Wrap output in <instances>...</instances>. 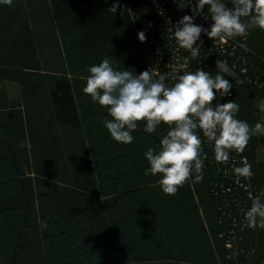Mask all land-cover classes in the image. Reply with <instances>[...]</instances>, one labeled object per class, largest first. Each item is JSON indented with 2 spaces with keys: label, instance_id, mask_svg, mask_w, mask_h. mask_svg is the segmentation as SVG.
<instances>
[{
  "label": "trees",
  "instance_id": "16d2710c",
  "mask_svg": "<svg viewBox=\"0 0 264 264\" xmlns=\"http://www.w3.org/2000/svg\"><path fill=\"white\" fill-rule=\"evenodd\" d=\"M113 2L115 0H50L49 7L55 20L73 21L80 32V40L89 47L90 42L104 43L119 32V21L108 10ZM119 3L121 8L117 12L125 13L124 25L134 32L125 1L119 0ZM207 12L206 6L204 15ZM248 37L249 45L264 55L261 42L252 33H248ZM141 55L144 58L142 51ZM145 67L147 70L146 63ZM6 69L20 85L24 96L35 88L25 80L26 67L17 53H0V71ZM232 86L231 95L221 97L217 93L216 102L240 99L238 119L252 126L264 122V112L256 107L259 100L264 99L263 95L248 85ZM244 95L255 99L249 101ZM49 96L55 120L83 134L98 180V192L67 191L69 200L65 205L63 226L52 215L49 195L39 193V219L47 224V233L43 237L44 264L231 263L219 237L224 226L219 221L212 193V175L204 172V196L198 186L194 189L188 182L175 195H168L164 200L151 199L143 193L144 188L159 179V176L145 175L149 165L144 152L159 145L168 131L167 125L162 124L156 132L147 133L141 123V127L132 132V143H119L111 138L104 126L103 121L111 119L107 110L81 106L69 78L58 77L49 89ZM12 132L11 123L0 124V140L10 139ZM260 144L264 145V137L253 136L244 150L255 171L259 195L263 194L261 181L264 180V159L257 153ZM47 184V179L35 177L36 188ZM26 192L18 159L12 150L0 153V251L13 254L12 264H20L27 242L31 205ZM120 195L128 204V212L113 217L110 201ZM261 200L264 202V195ZM200 206L205 211L204 218ZM246 236L244 246L247 251L256 246L258 253L264 230L257 227L255 231H247ZM243 259H251V254L245 253Z\"/></svg>",
  "mask_w": 264,
  "mask_h": 264
},
{
  "label": "rangeland",
  "instance_id": "374dc122",
  "mask_svg": "<svg viewBox=\"0 0 264 264\" xmlns=\"http://www.w3.org/2000/svg\"><path fill=\"white\" fill-rule=\"evenodd\" d=\"M49 2L50 0H13L10 7L0 4V53H17L19 60L26 67L25 80L28 84L35 85V88L24 96L10 71L8 69L0 71V124L11 123L13 126L12 137L0 140V153H10L12 150L18 159L22 179L27 186L26 196L29 195L31 205L27 242L20 264H44L43 237L47 233V228L42 226L43 223L39 219L37 203L39 193L46 192L49 195L52 215L60 226H63L65 205L69 200L67 191L98 192V180L83 134L75 128L58 123L54 118V106L49 96L53 82L58 77L69 78L81 106L107 110L93 102L90 96L82 91L86 86L90 66L108 58L117 70L130 68L139 73L146 70L145 63L149 69L135 25L133 24L134 32L127 28V24L124 25L126 19L124 12L113 13L121 26H118V33L104 43L90 42L87 47L85 42L80 40V32L73 21H58L52 17ZM222 2L232 7L231 0ZM205 18L210 20L208 12ZM249 33H252L264 47V30L253 28ZM244 97H249V101L255 99L249 95ZM231 100L237 104L240 102L237 98ZM141 123L138 128L141 127ZM161 130L163 131L162 128ZM25 141L28 143L21 147V143ZM257 153L264 159V145H259ZM36 176L47 179L48 184L40 189L36 188ZM194 177L195 173L188 183L194 189L198 186L199 191L204 192L202 193L204 196L205 180L196 183ZM261 186L264 194V180L261 181ZM143 193L151 199L164 200L168 196L162 192L157 182L144 188ZM198 199L201 202L200 195ZM110 202L113 217L128 212V204L122 195L113 197ZM200 212L204 218L205 211L201 206ZM259 246L258 254L256 246L247 251L243 245L244 252L240 254L238 261L243 264H264V239ZM247 252L251 254V259H243ZM13 262V254L0 251V264ZM134 264L185 263L157 261Z\"/></svg>",
  "mask_w": 264,
  "mask_h": 264
},
{
  "label": "clouds",
  "instance_id": "9594fccd",
  "mask_svg": "<svg viewBox=\"0 0 264 264\" xmlns=\"http://www.w3.org/2000/svg\"><path fill=\"white\" fill-rule=\"evenodd\" d=\"M0 4L10 7L13 0H0ZM231 4L232 7H228L222 0H195L190 8L191 15L185 14L173 26L176 43L190 55L178 56L175 65H168L169 72L160 73L153 68L139 73L130 68L117 70L108 58L88 68L89 75L82 91L107 109L111 119L103 123L114 141L132 143V132L141 122L147 133L156 132L162 124L168 126L159 145L144 152L149 165L145 175L159 176L157 183L166 195H175L193 178V173L194 182L203 181L207 155L203 153L205 141L201 133L213 146L218 164L228 163L233 151L243 153L253 136L264 135V122L252 126L237 118L240 106L233 100L213 103L217 93L221 97L231 95L233 86L229 79L219 72L213 77L203 68L188 70L190 60L200 54L202 34L227 43L235 37H246L253 28L264 30V0H231ZM206 6L212 22L210 28L194 22L204 14ZM120 8L119 0H115L108 10L116 13ZM138 39L142 43L146 41L145 31L138 33ZM218 68L225 73L228 71L221 64ZM256 107L264 112V99H260ZM26 143L22 142L21 147ZM239 164L236 166L233 161V173L237 178L250 181L252 165L246 157ZM261 195L248 192L251 206L241 209L245 227L264 228ZM42 226L46 228L47 224Z\"/></svg>",
  "mask_w": 264,
  "mask_h": 264
},
{
  "label": "built area",
  "instance_id": "2783aa9c",
  "mask_svg": "<svg viewBox=\"0 0 264 264\" xmlns=\"http://www.w3.org/2000/svg\"><path fill=\"white\" fill-rule=\"evenodd\" d=\"M137 32L145 31L146 41L142 43L149 68L160 73L169 72L168 65H175L176 58L190 55L180 48L174 38L173 26L185 14L191 15L190 8L195 0H124ZM179 5L184 6L181 8ZM196 24L210 28L212 22L205 15L196 17ZM151 24V27L149 26ZM203 45L197 58L190 60L189 71L203 68L212 74L224 75L233 85H248L259 91L264 98V55L253 49L246 37H235L227 43L211 40L201 35ZM200 42L198 41L197 44ZM246 45V47H244ZM218 64L223 65L227 73L220 71ZM182 74V73H181ZM171 83V81H169ZM213 103H216L214 101ZM203 153L207 155L204 161V172L212 175V193L219 211V221L224 230L219 233L227 251L230 264H243L238 261L246 242L247 231H255L245 227L241 209L251 206L248 192L259 195L256 175L252 167L251 180L237 178L232 171L233 161L240 166L239 161L249 156L245 153H230L231 159L226 164H218L214 158L213 146L207 142L201 133ZM252 165V164H251ZM247 186V190L246 187Z\"/></svg>",
  "mask_w": 264,
  "mask_h": 264
}]
</instances>
